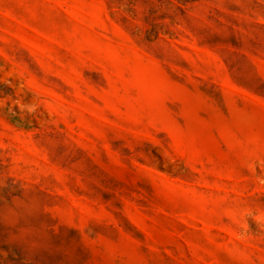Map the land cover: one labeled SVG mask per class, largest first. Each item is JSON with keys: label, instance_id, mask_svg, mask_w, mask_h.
<instances>
[{"label": "rangeland", "instance_id": "374dc122", "mask_svg": "<svg viewBox=\"0 0 264 264\" xmlns=\"http://www.w3.org/2000/svg\"><path fill=\"white\" fill-rule=\"evenodd\" d=\"M0 264H264V0H0Z\"/></svg>", "mask_w": 264, "mask_h": 264}]
</instances>
